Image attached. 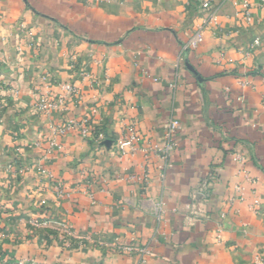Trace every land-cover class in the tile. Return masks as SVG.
I'll use <instances>...</instances> for the list:
<instances>
[{
  "label": "crops",
  "instance_id": "0c3cea01",
  "mask_svg": "<svg viewBox=\"0 0 264 264\" xmlns=\"http://www.w3.org/2000/svg\"><path fill=\"white\" fill-rule=\"evenodd\" d=\"M0 70V186L15 174L0 264H137L146 247L147 264L264 256V0H0ZM64 83L78 89L64 111L34 110ZM71 121L92 136H57Z\"/></svg>",
  "mask_w": 264,
  "mask_h": 264
},
{
  "label": "built area",
  "instance_id": "2783aa9c",
  "mask_svg": "<svg viewBox=\"0 0 264 264\" xmlns=\"http://www.w3.org/2000/svg\"><path fill=\"white\" fill-rule=\"evenodd\" d=\"M87 1L107 2L109 0H87ZM192 1L195 3L198 10H202V11H209L211 9V7L213 6V4L216 2V0H192ZM224 1H226V0H224ZM247 20L249 21V18H247ZM207 24H208V22H207ZM205 26H206V22H204L197 29L195 35L191 38V40H189V42L183 46V51L187 52L189 50H193V49L197 48V46H199L203 42L202 32L205 29ZM18 29L24 35H26L27 33L29 34L28 30L26 29V27L22 23H20L18 25ZM259 44H260L259 40H255L253 42L254 46H259ZM19 51H20V48H19ZM179 60L181 61L182 57H179ZM245 84H247V83H245ZM174 87H175V82L170 85V88L173 89ZM61 88L64 92L63 95H60V96H53L50 94L40 95V97L38 99V103L36 105V111L38 113L43 114L44 116H46L52 112L64 111L67 107L68 100L70 98H74L78 95V89L73 83H64L61 85ZM263 102H264V97H263ZM72 128L79 129L80 135L84 139H87L88 137L92 136V131L87 126L86 123L78 124L77 122H74V121H71L67 125L58 128L55 131V133L57 136H63L68 130H70ZM164 129H165V144H164L163 149L161 151V159L164 161L166 167H170V163L168 161H169V158L171 157V155L174 151V140H173V138H174L175 133L179 130V124L174 119L171 118L170 120H168L166 122ZM96 137L102 138V135L99 133V134H97ZM135 140H136V136L132 135L129 137L127 142H125L124 144L121 145V147L130 146L133 142H135ZM51 144H55V142H53ZM237 160L239 162H241L242 158H240L238 156ZM209 179H210V181H213L214 177L211 175L209 177ZM210 181H208V182L206 181L204 183V187H209L210 183H211ZM235 190L237 193H240L241 189L239 187H237ZM57 194H58V197H60V198L65 196V193L63 191L60 192V190L57 192ZM159 218H160V216H159ZM140 254H141V257H140L137 264H147L146 257L150 254V250L147 247L143 248L142 250H140ZM251 264H264V256L256 255L254 257L253 261L251 262Z\"/></svg>",
  "mask_w": 264,
  "mask_h": 264
},
{
  "label": "rangeland",
  "instance_id": "374dc122",
  "mask_svg": "<svg viewBox=\"0 0 264 264\" xmlns=\"http://www.w3.org/2000/svg\"><path fill=\"white\" fill-rule=\"evenodd\" d=\"M27 30H28V28H26ZM28 32L30 33V31L28 30ZM27 36H30V34H26ZM19 48H20V51H19ZM17 51H18V53L19 52H21V47H19V46H17ZM5 82H4V80H3V75H2V72H1V70H0V124H3V120H2V114H4L6 111H7V109H8V105H7V102H6V98H7V96H6V92H5ZM46 94H49V93H41V94H39V96H38V98H37V102H36V105H37V103H38V99H39V97H40V95H46ZM51 95V94H50ZM36 105H35V107H34V110L36 111ZM37 112V111H36ZM40 115H42V116H44L43 114H41V113H39ZM17 151V150H16ZM14 153V152H13ZM13 155H15V154H12V157L10 158V156H9V162H8V164H7V166H6V169L8 170L9 169V167H8V165L10 166V163H11V165L13 164V165H16L17 164V162L20 160V157H21V155H19V152L17 151L16 152V155H15V157L13 156ZM1 167L2 166H0V170H1ZM38 170H40V172H41V168H38ZM8 171H11L10 169L8 170ZM19 171H20V173L22 172V170L21 169H19L18 171H17V173H19ZM8 173V172H7ZM15 175V174H14ZM13 174H10V176L8 175V178H9V180H8V186H0V192L3 190V188L5 189V190H8L9 192L11 191V189L13 188V187H15V186H12V181L11 180H15V178H13V177H15ZM9 181H10V183H9ZM60 192H61V190H60ZM40 207L42 208V209H44V208H46V203L44 202V201H42V202H40ZM4 237V235L2 234V233H0V239H2ZM25 261H27V260H21V261H19V263L20 264H24L25 263ZM8 262V261H7ZM6 262V263H7Z\"/></svg>",
  "mask_w": 264,
  "mask_h": 264
}]
</instances>
